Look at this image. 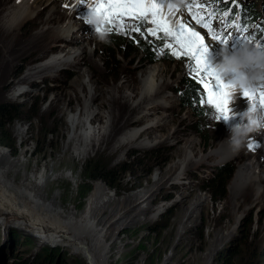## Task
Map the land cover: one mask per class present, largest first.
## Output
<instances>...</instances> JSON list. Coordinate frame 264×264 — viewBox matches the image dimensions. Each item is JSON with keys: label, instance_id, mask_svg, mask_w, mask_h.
<instances>
[{"label": "rangeland", "instance_id": "obj_1", "mask_svg": "<svg viewBox=\"0 0 264 264\" xmlns=\"http://www.w3.org/2000/svg\"><path fill=\"white\" fill-rule=\"evenodd\" d=\"M242 1L254 4V0ZM72 2L40 0L29 6L30 18L24 20L19 14L20 0H0V151L19 171L17 183L26 174H38L45 189L47 176L61 175L55 179L51 197L71 209L63 214L100 215L115 199L119 213L130 203L107 237L113 264H204L203 254L215 233L226 237L233 229L209 264H264V193L255 199L251 194L246 198V191L233 190L235 171L246 155L227 163L215 155L233 125L232 120L218 123L219 113L207 102L209 89L202 80L207 79L210 86L215 80L194 74L191 57L172 55L173 49L164 47L163 38L143 31H112L107 42L98 40L83 20L89 11L87 0L73 10L68 5ZM255 2L259 9L261 0ZM70 19L74 28L56 40L55 31ZM185 20L193 30L206 33L187 15ZM210 41L214 42L206 36L208 58L214 66L222 62L223 46H209ZM190 84L200 91L199 104L183 95ZM250 104L255 105L248 103L247 109ZM92 111L97 116L90 128L87 118ZM74 119L75 130L69 121ZM153 122L159 125L151 129ZM88 129L101 139L90 154L77 155L83 148L79 135ZM187 146L191 148L189 162L183 160ZM175 162L183 168L180 176L158 191L153 209L124 229V221L133 220L141 211L136 205L132 208V196L152 186L153 175L163 178L165 169ZM261 164L264 186V157ZM92 168L104 179L90 181L96 173ZM231 169L224 191H216L213 183ZM70 172L67 181L63 175ZM202 196L205 202L196 203ZM10 203L15 204L0 193V246L4 249L0 264H88V259L72 251L71 244L61 242L65 250L50 242L44 245L45 239L33 245L34 236L49 232L32 229L22 211ZM182 222L185 230L178 236ZM9 228L13 229L10 239L4 240L3 230ZM46 247L57 255L43 256Z\"/></svg>", "mask_w": 264, "mask_h": 264}, {"label": "bare ground", "instance_id": "obj_2", "mask_svg": "<svg viewBox=\"0 0 264 264\" xmlns=\"http://www.w3.org/2000/svg\"><path fill=\"white\" fill-rule=\"evenodd\" d=\"M39 1L40 0H20L21 12L19 14L23 16L24 20L30 18L29 17L30 15L28 13L29 6L32 3H34V5L37 2L39 3ZM68 5L71 10H73L75 6H77V8H81L79 4V0H73V2L71 4L68 3ZM179 11L183 12L181 6L179 7ZM177 16H179L178 12H177ZM69 17H71L70 14ZM72 27H73L72 21L70 19L69 23H66L65 25L61 26L55 31L56 40L65 38L70 33ZM210 42L211 43L209 44V46L216 45V42H212V41ZM208 60L211 64H213L210 58H208ZM213 61L215 62V60ZM153 74L155 73H152L151 76H153ZM22 94L25 93L24 92L20 93L18 96ZM13 95L14 92L11 93L7 98L10 99V97H12ZM248 103H253L251 95L245 97L242 93H236L235 102L229 104V108L231 109V116H232L231 120L233 125L247 124L244 114L248 110L247 109ZM96 114L95 111H92V115L87 118V125L89 124L91 126V127L89 126L90 128L93 127L94 121L97 116ZM69 121H70V127L73 128V130L78 129L77 119L69 120ZM157 125H159V123L153 122V124L151 125V129L155 128V126ZM111 132L112 130L108 129L107 134H110ZM142 135L143 134L140 133V136ZM251 135L261 145V147L257 149L256 153L248 154L249 152L247 149L242 150L238 154L234 153L230 145L227 142H225L223 143V145L220 146L219 149L215 151L216 152L215 155L220 157L219 161L221 163L233 162L236 161V159L246 155L245 162H243L242 164L240 163L241 165H239V167L235 171V175L233 179V184H234L233 190L238 192L246 191L245 192L247 193V195H245L246 198L248 194H251L253 198L259 199L261 195L264 193V186L261 185L260 182V174L262 172L261 163L264 157V131L262 130L259 133H253ZM79 137L81 141V146L83 147L81 148L79 146L80 148L78 149L79 152L77 155L80 156L90 154L92 149L95 147V145L98 144L97 141L101 139L99 138V135L97 136L93 135V133H91V130L89 129L86 132L79 135ZM100 137H103V135H100ZM125 140L128 141L129 139L128 140L125 139ZM189 152H191L190 146H187V149L184 148L183 160L185 162L187 161L189 162V157H188ZM54 155L57 154L55 153ZM209 156L207 155L206 157L203 158L207 159ZM201 163L202 160H200L198 164L200 165ZM38 165L39 163L36 164V166ZM49 168H50V164L46 167L45 170L46 176L49 172ZM182 169L183 168L180 162L172 163L171 165H169V167H167V169H165L163 173L164 175L163 178L159 179L160 175L159 173H157V175H153L154 182L152 186H148L147 188L145 187L142 190H138V192L136 191L137 195L132 196L131 204H132V208L133 206L136 205L140 207L141 211L138 215L137 214L133 215L135 216L133 220L130 221V219H126V221H124V225H123L124 229H128L129 228L128 224L134 222V220L138 218L141 213L143 214L144 212L153 209L158 191L162 187L169 184L170 182L176 180L178 176H180V174L182 173ZM18 174L19 171L14 170L13 167H11L8 164V156H5L4 153L0 151V193H5L7 197L10 199V201L12 203L13 202L15 203L13 204V206L11 205V203L9 205L17 209V211H19V209L22 211L19 212H21L24 215L25 222L28 223V226H31L32 229H39L41 231L49 232L44 234H38L37 237L34 236V238H32L31 240L33 245L39 246V244H42L41 239H45L46 241L44 245H46L47 242H50L51 244H55L57 247L65 250L66 247L62 243L71 244L72 247H75L72 248V251L73 252L78 251L81 256H83L85 259H88L89 260L88 264L90 263L113 264L111 261L112 247L110 248L109 244H107L106 242L107 237L111 234L113 228L118 223V221H120L122 217L128 212L130 203L125 205L124 209H121L119 213L116 212L119 202L117 199H115L108 204L105 213L100 215L92 214L87 217L84 215L83 217H81V215H74L75 213L73 214L71 212L63 214L62 211L71 210V209H66L65 206L67 205L65 203H64L65 206L63 204L61 207V205L56 202L57 201L56 197H51V193L53 192L52 189L54 188L55 185V179L57 180L60 179L61 175L56 174L53 177L47 176L45 181V189H44V184L40 186L39 183L40 175L38 176V174H36L33 176L26 174L23 180H20L17 183V179L15 177H17ZM70 174L71 172L69 174L67 173L66 175H63L65 176L64 177L65 180L67 181L71 180L69 179L72 177ZM32 196H35V198L33 199ZM206 199H207L206 197L202 196L198 199L199 202L196 203H204ZM102 200L103 198H101L99 201ZM98 205L99 204H97L96 206H92L91 208H89V211L93 212V209L96 208ZM192 207L193 208L191 209V211H194L195 208L194 206ZM33 215L34 216L37 215L39 217L36 218ZM108 216L109 217L111 216L112 220L106 222ZM104 222H106V224ZM12 230H13L12 228L3 230L4 240L10 239L9 235H11ZM184 230H185V224H183L182 222L178 230V236ZM234 230L235 229H233L229 234L231 235ZM136 232L137 230L135 231L134 234H136ZM221 234H222L221 232L215 233L214 237L209 241L207 245V249L203 254L204 264H209V262L214 258V254L217 251V248H220V245H222L230 237V235L223 237ZM122 239H124V237ZM11 243H9V247L11 246ZM2 250L4 249L2 246H0V252Z\"/></svg>", "mask_w": 264, "mask_h": 264}, {"label": "snow or ice", "instance_id": "obj_3", "mask_svg": "<svg viewBox=\"0 0 264 264\" xmlns=\"http://www.w3.org/2000/svg\"><path fill=\"white\" fill-rule=\"evenodd\" d=\"M172 2L173 0H95L92 6L105 18L110 32L143 31L145 35H151L157 39L163 38L164 47L173 49L172 55L191 57L194 61L192 68L194 74H203L204 77L215 80L214 86H210L207 79L202 80L204 87L209 89L207 102L211 103L219 113L218 117L228 119L231 115L227 99L231 94L230 86L215 73L208 60L209 48L205 43L207 33L201 34L193 30L185 20L187 13L196 19L197 23L208 27L209 22L204 21L199 11L194 10L204 6L197 4L196 0H191V3L186 5V11L179 12V8L175 11L170 8ZM79 3L82 5L85 0H79ZM225 15L227 16L228 13L225 12ZM147 24H151L152 27H143ZM211 39L219 40L223 45H229L228 39H222L216 35H213ZM234 39L239 40L240 47L243 45L240 37H235L232 41ZM257 47L264 49V43L258 44ZM250 95L255 106L264 109V90L259 91L258 94L244 93L245 97Z\"/></svg>", "mask_w": 264, "mask_h": 264}, {"label": "clouds", "instance_id": "obj_4", "mask_svg": "<svg viewBox=\"0 0 264 264\" xmlns=\"http://www.w3.org/2000/svg\"><path fill=\"white\" fill-rule=\"evenodd\" d=\"M183 3V0H173L170 5L172 10H176ZM92 0H87L88 14L83 17L84 23L92 26L93 35L101 41L107 42L110 33L105 18L92 6ZM215 73L230 86V103L235 102V94L245 92H255L264 87V49L252 44H243L235 50H229L227 45L223 46L222 62L212 66ZM247 124H235L230 127V136L227 142L234 153H239L244 149L255 151L261 147L251 134L264 130V109L257 108L250 104L244 114ZM232 116L228 119L216 116L218 123L223 121L228 124Z\"/></svg>", "mask_w": 264, "mask_h": 264}, {"label": "trees", "instance_id": "obj_5", "mask_svg": "<svg viewBox=\"0 0 264 264\" xmlns=\"http://www.w3.org/2000/svg\"><path fill=\"white\" fill-rule=\"evenodd\" d=\"M240 2L241 1H237V0H213L211 2V6L208 8L209 10L207 12V15L216 23L218 32L221 30L222 26L224 25V23L228 19V17H230L231 15L234 14L236 4L238 6H241ZM256 8H258V5L256 2H254V4L252 2H250L249 5H247L243 8L245 14L250 18L251 21H254L255 19L258 18V13L255 10ZM225 12L228 13L227 16L225 15ZM209 14H212V15H209ZM199 94H200V91H198L197 88L194 87L193 84H190L188 86V89L183 92V95L186 98L191 99L192 102H194V104H199ZM4 110L7 113L9 112L8 107H6V108L4 107ZM1 147H3V149H5V146L1 145ZM92 170L95 171L93 168H92ZM95 172H96L95 174L92 173L91 176L88 178L90 181H96L99 179H102V180L104 179L103 174L101 175L100 172L99 173H97V171H95ZM231 173H232V169L229 172H227V174H225L224 176L222 175L221 178L218 177L216 179L217 182L213 183V187L216 191H218L220 193L224 191V189L227 185V182L229 181V176ZM111 179L113 180L114 178H111ZM89 194H88V196H89ZM48 248L49 247L42 249V250H45V249L48 250V251H45V254L42 253L43 256L44 255L46 256V254H48L50 256L57 255V254H55L56 251H50Z\"/></svg>", "mask_w": 264, "mask_h": 264}]
</instances>
